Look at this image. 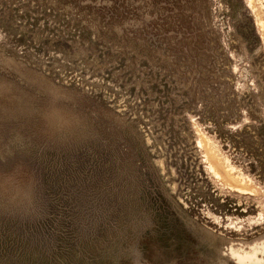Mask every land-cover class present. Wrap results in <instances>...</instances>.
<instances>
[{
    "label": "rangeland",
    "instance_id": "rangeland-1",
    "mask_svg": "<svg viewBox=\"0 0 264 264\" xmlns=\"http://www.w3.org/2000/svg\"><path fill=\"white\" fill-rule=\"evenodd\" d=\"M261 22L0 0V264H264Z\"/></svg>",
    "mask_w": 264,
    "mask_h": 264
},
{
    "label": "bare ground",
    "instance_id": "bare-ground-1",
    "mask_svg": "<svg viewBox=\"0 0 264 264\" xmlns=\"http://www.w3.org/2000/svg\"><path fill=\"white\" fill-rule=\"evenodd\" d=\"M252 3V2H251ZM261 24V27H262V29L264 30V22H261L260 23ZM211 169H212V171L215 173V175L217 176V177H219V170H218V168H217V166H212L211 167ZM244 189V188H243ZM238 190H241L242 191V188H238ZM243 191H245V190H243ZM243 191H242V193H243ZM246 192V191H245ZM241 193V192H240ZM244 257V256H243Z\"/></svg>",
    "mask_w": 264,
    "mask_h": 264
}]
</instances>
